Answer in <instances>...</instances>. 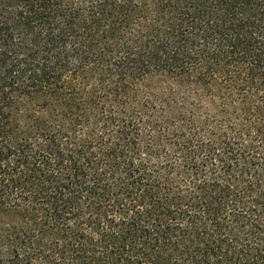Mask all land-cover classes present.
I'll return each mask as SVG.
<instances>
[{
    "label": "trees",
    "instance_id": "16d2710c",
    "mask_svg": "<svg viewBox=\"0 0 264 264\" xmlns=\"http://www.w3.org/2000/svg\"><path fill=\"white\" fill-rule=\"evenodd\" d=\"M0 264H264V0H0Z\"/></svg>",
    "mask_w": 264,
    "mask_h": 264
}]
</instances>
